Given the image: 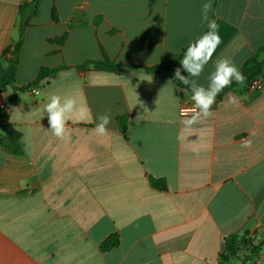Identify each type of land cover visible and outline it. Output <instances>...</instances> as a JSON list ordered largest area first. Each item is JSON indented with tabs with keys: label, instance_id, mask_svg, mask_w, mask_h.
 <instances>
[{
	"label": "crops",
	"instance_id": "obj_1",
	"mask_svg": "<svg viewBox=\"0 0 264 264\" xmlns=\"http://www.w3.org/2000/svg\"><path fill=\"white\" fill-rule=\"evenodd\" d=\"M25 1L0 0V63L19 39ZM204 2L41 1L15 86L33 83L41 67H65L38 84V96L9 88L19 102L0 110V264H264V71L261 89L226 92L212 117L189 128L180 105L190 92L168 71L82 68L104 61L102 48L121 65L179 57L208 31ZM211 3L221 43L201 75L189 77L205 87L221 57L241 72L252 59L264 62V0ZM64 34L63 45L50 42ZM52 92L75 96L84 109L69 121L67 142L48 129L43 108ZM101 113L112 117L104 137L93 131ZM119 115L128 116L125 133ZM151 177L165 179L167 190ZM233 233L250 245L245 262L221 257ZM116 235L119 244L105 249Z\"/></svg>",
	"mask_w": 264,
	"mask_h": 264
},
{
	"label": "clouds",
	"instance_id": "obj_2",
	"mask_svg": "<svg viewBox=\"0 0 264 264\" xmlns=\"http://www.w3.org/2000/svg\"><path fill=\"white\" fill-rule=\"evenodd\" d=\"M210 12H212V3L211 0H206L201 5V18L202 23H206L208 31L189 43L183 58L179 61L180 66L174 70V79L188 87L190 99L193 102L190 115L183 120L184 125L189 128L214 115L211 110L212 106L224 88L230 87L233 81L237 84H243L245 81L244 75L233 60L225 57L214 62V71L209 74L206 87L198 84L196 79H189V77L196 78L201 75L221 43L218 25L215 20L210 19ZM182 70L187 75L182 74ZM229 99L231 103H236L234 97L230 96ZM43 110L47 114L48 129L57 139L64 142L70 139L68 135L69 121L73 117L82 118L84 115V109L75 96H62L55 92L50 93ZM111 123V115L101 113L95 117L93 131L98 136H107L108 126ZM243 146L248 147L250 144Z\"/></svg>",
	"mask_w": 264,
	"mask_h": 264
},
{
	"label": "trees",
	"instance_id": "obj_3",
	"mask_svg": "<svg viewBox=\"0 0 264 264\" xmlns=\"http://www.w3.org/2000/svg\"><path fill=\"white\" fill-rule=\"evenodd\" d=\"M42 0H26L21 6H20V12H19V39L15 42H12L5 52L3 53L2 59H4L3 62L0 63V69L2 72V76L0 78V94L7 92L9 88L14 89L17 92L24 93L28 91L29 89L37 88L38 84L47 78H50L54 76L61 68H64L65 65H61L56 68H47V67H41L39 75L37 79L24 87L17 88L15 86L16 82V74L18 71V67L21 60V51L22 47L25 42V33L26 30L31 26V20L39 14L40 6H41ZM55 9H53V15L55 14ZM100 21V18H97L95 20V23L98 24ZM68 38V34H64L63 36L55 39H50V42L57 43L58 45H63L65 41ZM103 55H104V61H87V63L82 67L85 68L86 65L90 64L93 66L94 70H105V71H119L126 67H138L145 69L146 71H157V70H166L174 78V68L170 67L169 64L175 62L177 58H181L184 55V52L177 58H172L167 61H163L153 67L148 66H138V65H121L118 63H115L114 61L110 60L107 56L106 52L102 48ZM264 71V62H259L256 59H252L244 68L242 71V74L245 77V81L243 84H237L236 82H233L230 87H226L223 89V91L216 97L217 99H220L226 92L231 91L235 89L236 87L240 85H247L249 86L251 82L259 77ZM178 86H180L184 90H188V87L183 85L180 81L174 79ZM10 102L11 104H16L19 102V99L16 97V95L10 96ZM117 124L119 126V129L125 133L127 131L128 127V116L127 115H119L117 117ZM1 143L5 145L8 149L11 150V152L15 154L20 153V146L8 138L1 139ZM151 184L154 188L166 191L167 190V182L165 179H158L151 177L150 178ZM119 244V236L113 237L111 240L107 241L104 244L105 249H109L112 247H115ZM249 245V243H247ZM243 242V239L241 236L237 233H233L225 238V245H224V253L221 255L222 258L227 257H234L239 258L242 261H246L249 257V255H243L241 254L244 247H248V245ZM250 246V245H249ZM260 245L251 246V251L254 252L255 249L259 248ZM241 254V255H240Z\"/></svg>",
	"mask_w": 264,
	"mask_h": 264
},
{
	"label": "built area",
	"instance_id": "obj_4",
	"mask_svg": "<svg viewBox=\"0 0 264 264\" xmlns=\"http://www.w3.org/2000/svg\"><path fill=\"white\" fill-rule=\"evenodd\" d=\"M4 59L1 60V62H3ZM250 89H256L259 90L262 88V84L260 82L259 77H257L256 79H254L251 84L249 85ZM27 92H30L33 94V96H38L40 94V90L38 89H29ZM10 96L11 94H9L8 92H4L2 94H0V110L3 111L5 110L10 104ZM192 100L188 99V98H183V100L181 101V105H180V115L181 116H189L190 115V110L192 108Z\"/></svg>",
	"mask_w": 264,
	"mask_h": 264
},
{
	"label": "rangeland",
	"instance_id": "obj_5",
	"mask_svg": "<svg viewBox=\"0 0 264 264\" xmlns=\"http://www.w3.org/2000/svg\"><path fill=\"white\" fill-rule=\"evenodd\" d=\"M262 253L264 254V247L262 248ZM246 264H254V260H252V261H249L248 263H246Z\"/></svg>",
	"mask_w": 264,
	"mask_h": 264
}]
</instances>
